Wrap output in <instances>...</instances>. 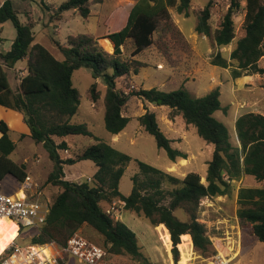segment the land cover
<instances>
[{
  "label": "trees",
  "instance_id": "trees-1",
  "mask_svg": "<svg viewBox=\"0 0 264 264\" xmlns=\"http://www.w3.org/2000/svg\"><path fill=\"white\" fill-rule=\"evenodd\" d=\"M107 1L114 0H65L57 12L59 15L73 9L88 18L92 13V4ZM192 1L137 0L125 26L105 36L109 38L106 39L112 49L114 43L112 53L99 44V38L94 34L82 33L69 35L67 47L53 41L67 55L62 60L43 44L34 43L33 22L20 21L12 0L3 1L0 25L11 20L17 34L11 48L0 52V103L23 113L31 138L43 143L49 150L55 166L46 182L59 188L51 200L46 221L37 226L38 232L33 235L30 244L57 242L65 245L74 232L87 225L101 236L103 244L86 236L104 247L111 258V255H130L140 260L137 263L149 264L136 232L104 208L105 203L118 199L124 202L126 210L143 214L153 226L160 223L166 225L173 242L175 260L179 259L177 246L185 233L191 235L193 246L201 255L208 257L216 253L207 225L199 220L201 199L231 196L236 191L234 182L244 175L264 181V115L249 112L239 116L236 129L240 145H234L226 124L214 116L217 110H227L222 107L219 88L203 96H195L185 86L169 91L158 87L135 88L129 92L117 86L118 78L131 72L138 73L139 68L144 66L135 56L150 47H158L171 63H175L172 44L191 50L190 43L171 15L170 7L188 16ZM212 5L210 0L201 10L195 30L211 37L219 47L234 42L235 13L240 9L245 11V33L235 41L230 53L231 60L236 63L218 52L213 64L222 67L233 65L231 71L234 78L243 74L264 73V68L258 64L264 56V0H246L242 7L240 0H231L222 21L215 28L209 21ZM128 43L132 44V57L124 59L122 48ZM23 59H27L26 73L19 78L18 87L13 88L11 82L16 84L17 77L10 79L7 69ZM80 67L90 68L94 78L103 77L107 83L104 95L105 127L110 133L118 134L130 121V117L122 111L131 96L158 106L167 105L172 109L171 115L181 114L187 124H193L198 135L214 145L213 157L208 161L206 182L197 171H190L180 178L135 159L140 173L132 177V192L129 195L121 193L120 180L126 166L133 160L132 156L95 136L85 123L71 120L80 105L81 95L73 84V73ZM88 97L94 106L100 101L102 92L97 82L89 87ZM138 120L155 137L157 145L166 150L171 160L187 158L186 152L172 146V140L161 129L154 111L147 110ZM0 131V181L10 174L21 182L28 175L27 166L10 157L16 144L10 138L5 121L0 122ZM68 135L95 136L96 142L84 146L74 156L63 158L59 150H68V143L65 140L58 143L55 137ZM81 160H91L96 164L97 171L91 180L78 182L65 178L64 165ZM140 174L145 178L141 179ZM165 183L174 185L173 189L166 190L163 187ZM166 200L168 203H165ZM237 204L241 229L249 228L255 238L264 241V186H240ZM178 208L185 210L187 219L175 214ZM12 231L18 234V225ZM65 257L67 259L68 255Z\"/></svg>",
  "mask_w": 264,
  "mask_h": 264
},
{
  "label": "rangeland",
  "instance_id": "rangeland-1",
  "mask_svg": "<svg viewBox=\"0 0 264 264\" xmlns=\"http://www.w3.org/2000/svg\"><path fill=\"white\" fill-rule=\"evenodd\" d=\"M3 0H0V4ZM65 0H12L15 11L18 14L20 21L23 23L33 22V31L35 35L34 43H41L47 47L50 52L58 59L62 60L67 57L65 52L61 50L53 41L56 40L64 47L68 46L69 35H78L82 33H93L95 35L103 34L104 32L117 31L128 20L130 9L128 7H117L115 1H107L104 3H94L91 5V15L88 18L82 17L77 11L71 9L61 12L58 15V8ZM210 0H193V9L189 11V15L179 13L174 7H170L171 15L175 23L184 33L186 39L190 43L191 50H183L172 44V57L175 63L169 60L162 54L158 47H150L135 58L144 63V66L139 68L138 73L131 72L128 76L117 79V86L123 88L125 92L135 88H151L158 87L162 90H173L188 84L193 95L196 93H206L208 87L204 84L201 73L211 69L213 59L216 56V46L211 37L202 35L196 32L194 27L199 21L201 10ZM213 2L211 8V17L209 19L213 28L217 27L222 21L225 12L227 11L231 0H211ZM241 7L245 5L246 0H240ZM245 11L240 9L235 13L234 20L236 24V38L233 42V47L225 46L222 55L232 63L229 53L234 48L235 41L244 35L243 28ZM62 15V16H61ZM183 27V29L181 28ZM16 29L11 20L2 24L0 36L3 38L0 41V52L10 48L11 43L16 37ZM203 36V38L201 37ZM105 36L99 35L98 41L107 51L113 52L112 46L107 49L101 39ZM196 38V39H195ZM196 40V41H195ZM109 42V41H108ZM193 43L199 46L197 53ZM110 44V43H109ZM122 58L130 59L132 44L128 43L127 47H123ZM264 64V60H263ZM233 65L227 67L232 74ZM220 69V68H219ZM220 70L219 76L225 79L223 92L221 94L222 103H229L232 97L231 83L232 80H226V72ZM264 79V78H263ZM97 82L98 88L102 92L100 101L94 106L88 97V89L92 83ZM73 84L79 90L81 95L80 105L77 113L71 118L73 122L85 123L93 134L104 140L115 148L132 156L133 160L125 168L119 184V190L124 195H129L132 192L134 182L133 175L140 173V168L135 159L145 161L155 167L167 171L180 178L184 177L190 171H197L202 175V180L206 182L207 163L205 160H210L213 157V152H210L208 142L201 138L192 124L186 126L181 114L171 115L172 110L167 105H155L149 101H144L136 96H131L123 108V114L130 117V121L126 127L114 135L105 127V105L104 95L107 90V83L103 77L94 78L92 71L87 67H80L73 73ZM258 94L259 91H256ZM241 95H244L240 92ZM197 96V95H196ZM235 107V106H234ZM147 110L154 111L157 114V120L164 133L172 140V146L186 151L187 158L185 163L178 157L175 161L171 160L165 149L157 145L155 137L148 133L141 125L138 117L144 114ZM170 110V111H169ZM214 116L219 120L223 118L221 111H216ZM171 118V121L168 120ZM227 126H231L228 122ZM12 137V134L9 133ZM95 136L83 135H68L63 138L55 137L56 142L62 140L67 141L68 150L60 149V155L63 158L74 156L84 146L96 142ZM213 147V144H209ZM16 162H24L28 172L41 183L42 188L48 198L52 200L59 188L53 184L46 182L49 173L54 169V161L50 156L49 150L41 142L34 141L31 137L18 139L17 147L10 156ZM35 158H39L36 162ZM64 171L66 178L72 181H87L91 180L92 176L97 171L96 164L91 160H81L74 164H65ZM140 178H145L140 174ZM234 186H249L257 187L264 186V181H258L253 176H248L242 182H234ZM166 190L173 189L172 184H163ZM18 188L17 180L12 176L5 177L0 183V191L4 193H14ZM236 192V191H235ZM222 197H209V199H201L200 202V221L207 225L211 234L217 233L219 228H216L219 219L230 217L229 223L224 222L230 230H235V225L232 223V218L237 213L238 204L235 201L234 194ZM209 200V201H208ZM117 203L121 207L120 200L114 199L111 203H105L104 208L107 209L111 204ZM168 203V200L165 201ZM237 206V207H236ZM119 220L124 221L137 234L139 245L143 254L148 258L149 264H179L181 252L179 251V259L175 260L172 252V246L168 248L162 233L157 226H153L149 219L143 214L135 211L126 210L121 207ZM175 214L181 219H187L188 215L184 209L178 208ZM202 219L204 221H202ZM1 229H10L9 224H2ZM210 228V229H209ZM221 229V228H220ZM77 231L103 244V239L93 229L87 225H82ZM38 232L37 226L24 227L16 237V242L21 245L30 244L31 238ZM224 232H228L225 230ZM14 233H16L14 231ZM244 243L241 246L239 256L235 259V264H264V241L255 238L249 228L242 229ZM8 238L7 232H0V242H5ZM57 243V242H56ZM173 244V242H172ZM214 247V246H213ZM215 248V247H214ZM193 257L189 264H206L209 258L201 255L193 247ZM112 258H118L137 263L140 260L132 258L130 255H111ZM59 264H83L80 263L77 257L69 255L66 260Z\"/></svg>",
  "mask_w": 264,
  "mask_h": 264
},
{
  "label": "built area",
  "instance_id": "built-area-1",
  "mask_svg": "<svg viewBox=\"0 0 264 264\" xmlns=\"http://www.w3.org/2000/svg\"><path fill=\"white\" fill-rule=\"evenodd\" d=\"M20 74L24 72L20 71ZM50 204L51 200L46 196L41 183L28 174L20 182L17 192L7 194L0 191V220L15 222L18 225L19 235L24 227L39 226L44 223L50 211ZM120 204L123 208L124 202L120 201ZM121 207L114 202L106 212L118 220ZM209 236L216 253L206 264H235L242 246L239 221L235 225V230L225 232L222 236L210 235V233ZM16 238L3 249L0 254V264H59L66 260V254L77 257L83 264H142L111 258L104 247L93 242L80 231L74 232L65 245L56 242L21 245L16 242ZM46 247L50 253L38 256L37 250Z\"/></svg>",
  "mask_w": 264,
  "mask_h": 264
},
{
  "label": "crops",
  "instance_id": "crops-1",
  "mask_svg": "<svg viewBox=\"0 0 264 264\" xmlns=\"http://www.w3.org/2000/svg\"><path fill=\"white\" fill-rule=\"evenodd\" d=\"M3 1H2V3H3ZM114 1L116 2L117 7L124 6V7H128V9H130V10L137 3V0H114ZM2 3L0 4V6L2 5ZM192 9H193V6L191 7L190 11ZM181 28L183 29L182 26H181ZM194 29H195V27H194ZM0 30H2V24L0 25ZM110 32H112V31L108 30V31L104 32L103 34H99V35L106 36ZM91 34H93V33H91ZM99 35H95V36L99 38ZM201 37L203 38V36H201ZM104 38H108V37H103L101 39H104ZM0 39H1L0 41L3 40V38L1 36H0ZM12 43H11V46H12ZM193 45H194V48H195L196 52L198 53L199 52L198 44L197 43H193ZM214 45L216 46V53H218L219 51L223 52V49L225 48V46L224 47H219L215 43H214ZM11 46H10V48H11ZM230 47L231 48L233 47V43L230 44ZM113 49H114V43H113ZM229 55H230V53H229ZM263 60H264V56L262 58H260L258 64H259L260 67L264 68ZM1 62L2 61L0 59V63ZM26 68H27V59H23V60L18 61L13 68L7 69L8 73L10 75V79H11L12 76L13 77H17L16 84H13L11 82L13 88H17L18 87L19 78L26 73ZM221 69L224 70L222 72H226L227 73V75L225 77L226 80L227 81L229 79L232 80L231 92H232V97L233 98L230 100L229 103H222V101H221L222 107H226L227 108L226 111H223V109H220V110H217V111H221L222 112L223 118H221L220 121L224 122L226 124V126L228 125L227 124L228 122L231 123V126H227V127H228V131H229V134H230V141L232 142V144L240 145V141L238 139V134H237V129H236V120H237V118L239 116H241L242 114L249 113V112H253V113H258V114L264 115V79H263L264 78V73L243 74V75H241L239 77L234 78L232 76V74L230 73V70L227 69V67H222V66H219V65H212L210 70L201 73L202 79L204 80V82L202 83L201 87L204 88V84L205 85L207 84L206 87H208L207 88L208 91L206 93H204V94L196 93L195 96L196 95L197 96H203V95L207 94L208 92H210L211 90H213L214 88H219L220 89V93L222 94L223 88H224V85L226 84V82H225V79H222L219 76V73H220ZM20 71H23L24 74H20ZM184 86L189 91H192L188 84H185ZM256 91H259V93L257 94ZM240 92H242L246 96L241 95ZM221 94H220V99H221ZM181 118H182V115H181ZM168 120L171 121V118H168ZM183 120H184V118H183ZM1 121H5L7 123L8 127H9V133L12 134V137L10 136V138L14 141V143L16 144V147H17L18 139H23L24 137H31L30 136L31 135L30 127L26 123L23 113H21L20 111H18L16 109L7 107V106H5V105L0 103V122ZM185 124H186V126H190V128H192L191 127L192 124H187L186 121H185ZM1 135H2V132L0 131V137H1ZM209 144H212V143H208L207 144L210 152H214V145H213V147H211V145H209ZM16 147H15V149H16ZM11 154H10V156H11ZM180 159H182L183 163H185L184 160L186 158H180ZM35 161L38 162L39 158H35ZM208 161L209 160H205V162L207 163V168H208ZM18 163H24V162H18ZM27 172H28V170H27ZM28 174H30V173L28 172ZM7 176H12V175L8 174L5 177H7ZM248 176H252V175H244L239 181L242 182L245 178L248 179ZM12 177L14 179H16L14 176H12ZM65 178H66V174H65ZM1 181H0V183H1ZM239 181H237V182H239ZM17 183H18V188H17V190L15 192H17L18 189H19L20 182L17 180ZM238 188H239V186L236 188V192L234 194V198H235L236 203H237V190H238ZM219 197H222V198L225 199L227 196H219ZM205 198L209 199V197H205ZM230 220H231L230 217H224V218L219 219L218 222H217V224H219V225H217V227H216V228H219V231L217 233H220L221 236H222V235H224V233H225L224 231L225 230L230 231V228L227 227L226 224H224V222L229 223ZM202 221H204V220L202 219ZM204 222H206V221H204ZM232 223H234L233 226L238 224V216H237L236 212H235V217L232 218ZM157 227H158V225H157ZM208 232L211 235L210 230H208ZM184 235L189 236V238L191 240V244L193 246V241H192L191 235L188 234V233H185ZM241 237H242V242H244V236L242 235V229H241ZM181 240H182V237H181ZM171 246H172V243H171L170 246H168V248H170Z\"/></svg>",
  "mask_w": 264,
  "mask_h": 264
},
{
  "label": "bare ground",
  "instance_id": "bare-ground-1",
  "mask_svg": "<svg viewBox=\"0 0 264 264\" xmlns=\"http://www.w3.org/2000/svg\"><path fill=\"white\" fill-rule=\"evenodd\" d=\"M103 45L109 49V42L108 40L105 38L104 40H102ZM185 162V160H184ZM2 224H9L10 225V229H1V227L3 226ZM17 227V224L13 221L10 220H6V219H1L0 220V232L4 231L7 232L8 234V238H6L5 242L3 243L2 241L0 242V254L2 253L3 249H5V247L10 244L18 234H15L12 230ZM158 229L160 230V232L162 233V237L165 240L166 244L168 246L171 245L172 240H171V235L170 232L168 230V228L166 227L165 224H159L158 225ZM182 240L181 242L178 244V248L180 249L181 252V257H180V261L179 264H189L190 260H192L193 257V246L191 244V240L189 238V236H186L184 234L181 235ZM50 253V250L48 249V247L37 250V254L38 256H43V255H48Z\"/></svg>",
  "mask_w": 264,
  "mask_h": 264
}]
</instances>
